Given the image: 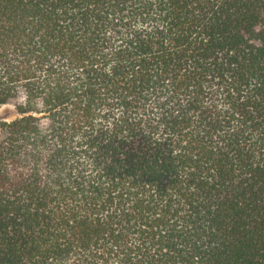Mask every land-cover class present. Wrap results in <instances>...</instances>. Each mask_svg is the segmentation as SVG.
<instances>
[{"label": "trees", "instance_id": "trees-1", "mask_svg": "<svg viewBox=\"0 0 264 264\" xmlns=\"http://www.w3.org/2000/svg\"><path fill=\"white\" fill-rule=\"evenodd\" d=\"M0 264H264V0H0Z\"/></svg>", "mask_w": 264, "mask_h": 264}, {"label": "rangeland", "instance_id": "rangeland-1", "mask_svg": "<svg viewBox=\"0 0 264 264\" xmlns=\"http://www.w3.org/2000/svg\"><path fill=\"white\" fill-rule=\"evenodd\" d=\"M20 117L15 104H9L0 107V138L2 134L1 125L3 122H11Z\"/></svg>", "mask_w": 264, "mask_h": 264}]
</instances>
